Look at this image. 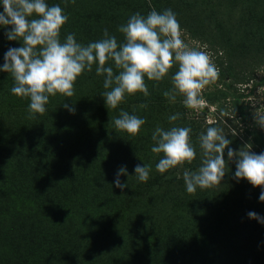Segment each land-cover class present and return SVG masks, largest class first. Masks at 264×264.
Returning <instances> with one entry per match:
<instances>
[{
    "label": "rangeland",
    "instance_id": "374dc122",
    "mask_svg": "<svg viewBox=\"0 0 264 264\" xmlns=\"http://www.w3.org/2000/svg\"><path fill=\"white\" fill-rule=\"evenodd\" d=\"M154 1L147 0L150 10L171 9L185 43L206 51L218 68L220 61L264 63L258 51L264 43V0ZM46 3L60 5L68 16L61 40L75 33L84 45L101 39L104 29L122 43L119 26L132 14H148L139 0ZM8 30L0 27V66L9 48L21 46L7 39ZM176 70L158 84L145 78L150 96L126 95L112 109L103 99L104 77L93 66L78 77L72 97H50L46 112L35 119L22 106L26 98L11 93V74L0 72V264H264V224L247 216L254 211L264 217L261 188L237 181L229 171L219 186L186 191L183 171L201 165L202 132L192 137L197 153L192 164L156 171L162 154L151 152V137L157 126L172 127L167 117L176 105L156 106L151 99H167L163 92L172 87ZM222 85L219 75L203 91L196 113L206 105L204 93H217ZM235 87L240 123H234L257 132L258 118L264 117V65ZM63 103L76 104V112H64ZM144 103L148 107L140 108ZM207 106L208 123L216 105ZM121 110L145 119L137 136L116 130ZM137 164L151 167L147 182L136 178ZM121 167L127 173L119 176L127 182L123 194L112 186ZM31 240L36 250L42 247L40 254L29 251Z\"/></svg>",
    "mask_w": 264,
    "mask_h": 264
},
{
    "label": "clouds",
    "instance_id": "9594fccd",
    "mask_svg": "<svg viewBox=\"0 0 264 264\" xmlns=\"http://www.w3.org/2000/svg\"><path fill=\"white\" fill-rule=\"evenodd\" d=\"M0 5L3 8L0 27L10 29L5 32L9 41L21 44L4 53L0 72L11 74L13 95L30 100L29 119L46 112L50 97L57 94L72 97L78 77L85 71L91 72L93 66L96 75L104 77L103 99L112 109L123 103L126 95L142 93L146 98L150 96L145 78L158 84L174 67L177 70L171 76L172 87L164 91L163 96L170 103H175L177 96L183 97L186 108L200 107L203 91L219 79L220 70L208 53L190 47L182 39L181 26L171 9L158 12L152 8L146 16L139 12L132 14L126 24L118 28L124 36L122 43L104 29L101 39L84 45L77 42L75 33L61 40V29L68 16L58 4L49 6L46 0H0ZM62 106L74 114V107L70 108L67 103ZM147 107V103L140 105V108ZM180 117V113L169 116V123ZM145 123V119L123 110L119 118L114 119L116 130L132 137L140 133ZM258 126L264 128V117L258 118ZM191 133L192 129L186 126L155 128L151 152L162 154L156 164L157 172L165 173L192 164L197 153ZM226 137L223 129L215 126L207 127L198 136L201 165L195 171H183L186 191L194 194L197 188L204 190L221 185L229 172V162H234L233 178L261 188L259 201L264 202V152L251 151L250 144L234 150L229 147L232 141ZM150 171L149 165L134 167L140 182L148 181ZM120 175H127L125 167L118 170L112 186L123 194L127 182L122 183ZM247 216L264 224V217L254 211H249Z\"/></svg>",
    "mask_w": 264,
    "mask_h": 264
},
{
    "label": "trees",
    "instance_id": "16d2710c",
    "mask_svg": "<svg viewBox=\"0 0 264 264\" xmlns=\"http://www.w3.org/2000/svg\"><path fill=\"white\" fill-rule=\"evenodd\" d=\"M141 1V6L146 7V13L150 11L149 8V3L147 0H139ZM152 3L155 5V1L151 0ZM258 51L262 55L264 53V43L260 42L258 46ZM264 65L263 62L258 61V63H245L244 65L242 64H236L233 61H220L219 62V75L221 76L223 80V89L219 90L217 93H210L208 94L207 92L204 93L203 96L206 98V105L201 107V110L196 113L195 109H190L186 108L183 103V97L177 96V99L175 101V111L171 112L168 114V117L180 113L181 117L179 120L169 123L168 119V126H186L190 127L192 129L191 136L195 137L201 132H203L207 127L209 126H215V127H221L224 131V134L227 136L226 138L230 139L232 143L229 145V147L233 148L234 150H239L240 147H242L245 144H250L251 145V151L259 154L261 152H264V128H259L257 132H253L248 130L247 128L239 129L238 128V123L240 121H237V114L236 109L237 105L235 103L236 99L238 98V89L235 87V84L237 83H242V82H247L248 80L254 78L255 73L257 70H259L262 66ZM2 82L4 84H7L6 81L3 79ZM238 94V95H237ZM230 97H232V101L230 102ZM155 99L156 100V106L158 105H163L165 106L164 102H169L168 99H165L164 101H158V98H152L151 100ZM157 102H163V103H157ZM30 103L29 99H25L23 103L24 109H28V105ZM216 105L215 109H213L211 115H212V121L211 122H206V112H211L208 111V106ZM94 106V104H92ZM230 106V113L227 111V106ZM72 107L76 108V104L73 105ZM70 106V108H72ZM166 107V106H165ZM90 108V107H89ZM87 108V110H89ZM238 110V109H237ZM64 112L70 113L68 109L64 108ZM76 112V110H75ZM74 112V113H75ZM73 114V113H72ZM228 114V115H227ZM228 116H231L230 118ZM227 121V123H226ZM234 121L238 123H234ZM229 123V125H228ZM20 128H18V131ZM227 154V149H225V156ZM200 165H197L196 169H198ZM229 166V171L230 172H235V164L234 162H231ZM192 169H195L193 167ZM193 200H199L198 196H192ZM75 206V204L72 202L71 206ZM119 214V213H117ZM31 245L29 246V251H35L36 253L40 254L42 252V247L39 250H36L35 245H32V240H31ZM37 257V255L35 254ZM4 264V263H1Z\"/></svg>",
    "mask_w": 264,
    "mask_h": 264
}]
</instances>
